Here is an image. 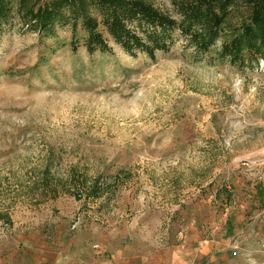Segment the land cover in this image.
Masks as SVG:
<instances>
[{"label":"rangeland","instance_id":"obj_1","mask_svg":"<svg viewBox=\"0 0 264 264\" xmlns=\"http://www.w3.org/2000/svg\"><path fill=\"white\" fill-rule=\"evenodd\" d=\"M70 41H0V264H67L103 243L264 264V67L231 66L221 42L197 55L178 37L150 60ZM46 165L55 180L41 183ZM82 176H102L104 195L67 194Z\"/></svg>","mask_w":264,"mask_h":264},{"label":"trees","instance_id":"obj_2","mask_svg":"<svg viewBox=\"0 0 264 264\" xmlns=\"http://www.w3.org/2000/svg\"><path fill=\"white\" fill-rule=\"evenodd\" d=\"M170 5L171 14L148 0H0V41L15 30L54 37L61 29L70 33L73 51L81 42L88 55L112 53L115 46L130 57L142 54L154 60L181 37L197 55H206L221 42L218 57L231 66L240 70L264 67V0H170ZM233 15L239 24L231 23ZM40 175L41 183L55 180L47 165ZM72 178L69 173L65 182ZM101 179L82 176V189L65 192L101 198L100 187H107ZM59 186L49 190L52 198L58 196ZM0 220L11 226L8 213Z\"/></svg>","mask_w":264,"mask_h":264},{"label":"crops","instance_id":"obj_3","mask_svg":"<svg viewBox=\"0 0 264 264\" xmlns=\"http://www.w3.org/2000/svg\"><path fill=\"white\" fill-rule=\"evenodd\" d=\"M100 256L92 257L91 253L81 250V254H74L67 260V264H210L208 256L212 245L199 249H183L179 246L171 248H153L152 244L141 252L132 245L115 248L107 243L102 244ZM98 252V251H95ZM205 258V261H201Z\"/></svg>","mask_w":264,"mask_h":264},{"label":"built area","instance_id":"obj_4","mask_svg":"<svg viewBox=\"0 0 264 264\" xmlns=\"http://www.w3.org/2000/svg\"><path fill=\"white\" fill-rule=\"evenodd\" d=\"M94 248H95L96 250H98L99 246H98V245H95Z\"/></svg>","mask_w":264,"mask_h":264}]
</instances>
